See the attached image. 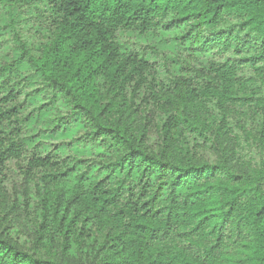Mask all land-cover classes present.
I'll use <instances>...</instances> for the list:
<instances>
[{"label": "trees", "instance_id": "trees-1", "mask_svg": "<svg viewBox=\"0 0 264 264\" xmlns=\"http://www.w3.org/2000/svg\"><path fill=\"white\" fill-rule=\"evenodd\" d=\"M0 264H264V0H0Z\"/></svg>", "mask_w": 264, "mask_h": 264}]
</instances>
